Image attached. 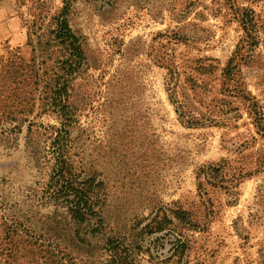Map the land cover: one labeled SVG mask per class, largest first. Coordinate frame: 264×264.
<instances>
[{"label": "rangeland", "instance_id": "rangeland-1", "mask_svg": "<svg viewBox=\"0 0 264 264\" xmlns=\"http://www.w3.org/2000/svg\"><path fill=\"white\" fill-rule=\"evenodd\" d=\"M60 13L83 49L73 71ZM58 96L103 218L80 247L70 234L97 224L49 195ZM0 219L69 264H105L107 237L134 264H264V0H0Z\"/></svg>", "mask_w": 264, "mask_h": 264}, {"label": "trees", "instance_id": "trees-1", "mask_svg": "<svg viewBox=\"0 0 264 264\" xmlns=\"http://www.w3.org/2000/svg\"><path fill=\"white\" fill-rule=\"evenodd\" d=\"M55 28L51 30L54 40L58 45H61L66 53V63L70 71L76 70L82 63L83 49L79 38L71 30L67 18L64 13H60L55 18ZM246 19H242V22H246ZM17 68L19 66H16ZM63 76L61 81L62 93L66 92L67 83ZM59 100L57 107H54V112L58 116L60 126L55 129L54 135L51 137V148L56 153L55 158L57 167L53 171L51 176L49 188V195L55 197L53 199L55 204L59 202L63 204L65 212L70 219V222L74 225L82 226L86 224L89 227L91 222L95 221L97 224L92 231L87 232L85 236L78 232V228L70 234L68 246L73 245L75 247L86 244L89 238H94L96 234L101 232V226L103 224V218L95 210V203H92L89 199L90 195L88 190L90 186L88 183L80 177V174H75L72 171L71 164L66 159L65 152L67 150V142L69 141V120L68 113L66 112V105L62 100L65 98L62 96L53 97V100ZM60 106V108H59ZM261 113L259 112V115ZM262 120V117H259ZM161 222H157L155 227H152L151 231H158L161 228ZM2 226V236H0V264H22V255L26 257L23 264H69L73 262V258L66 254L65 249L62 251L56 249V245L48 240L39 239L24 229L25 233L23 238L16 236V232L20 228V225L12 220L10 223L5 219H0V227ZM74 233V234H73ZM60 236V235H58ZM35 237V238H33ZM34 242V243H33ZM26 248L24 253L21 248ZM104 261L105 264H134L133 259L129 258L127 249L113 237H107L104 241ZM67 259V262L64 260Z\"/></svg>", "mask_w": 264, "mask_h": 264}]
</instances>
